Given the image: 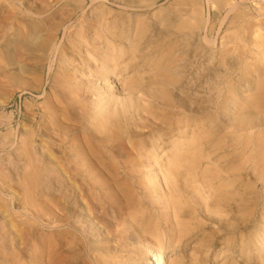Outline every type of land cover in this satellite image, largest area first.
<instances>
[{
  "label": "rangeland",
  "instance_id": "obj_1",
  "mask_svg": "<svg viewBox=\"0 0 264 264\" xmlns=\"http://www.w3.org/2000/svg\"><path fill=\"white\" fill-rule=\"evenodd\" d=\"M80 1L0 0V198L2 199L0 204L4 205H0V238H5L6 247L10 243V247L13 246L23 254L25 258L21 259L22 261L20 262L28 263L33 260L38 261L37 264L47 263L48 260L44 255L43 259H36L35 251L39 252L41 249L48 251L49 249L53 250L51 264H66L64 261L65 247H63L66 245V239L63 237V234L67 235L65 230L67 229L70 233L76 234L73 236L77 237V243L80 242V239L83 241L84 239L80 232L69 229L63 225V221L61 222V217H64L62 215L63 201H82L86 213L90 215L94 225L97 228L99 227L98 231L94 234L97 238L94 242L95 246L90 250L100 254L98 259L99 264H156L153 259L154 253L158 251L161 256L159 260L161 264H176V262L177 264H264V246H261L258 242V238H264V178L262 179L264 174L261 177L255 171L253 173V169L251 168L253 164L249 162L247 158L248 154L240 153V149L238 152V150H232V148H229V150L221 149L218 145L204 147L203 144L205 141H208V137L205 135L204 119H201L202 115H194L193 121L189 123L181 119H178L176 122L174 120L176 117L173 116L172 126L167 128V131H163L164 142L155 147L151 146V131H148V129L154 128V126L156 128L157 125L153 124V121L144 112V108L151 100L145 94L139 93L135 95V101H138L139 106L143 107L140 106V109L137 111L134 100L129 102V112L134 118H132L131 123H127L128 131L122 133L121 138L123 140L120 143L118 141L113 142L112 153L114 154L107 158L101 157L97 159V162L104 167L101 169L103 171L100 170L93 173L87 171L71 172V174L65 171L53 174L41 173V179L36 183L35 179L40 175L36 176L34 172L35 178L33 172L26 169L23 170L21 166L22 161H20L15 152L16 145L19 143L18 134L25 133L27 135L28 131L29 137L27 135L26 141L30 138L28 140L30 142L32 139L31 135L35 132L37 141L46 146L48 150L45 149L46 153L49 152L48 154L54 155V160L56 161L58 159H60L59 161L64 160L62 150L64 151L67 147V145H62L61 143L60 147H56L51 140H46L42 135H37L39 129H43L45 124H50L48 121L49 117L46 115L50 111L49 107L58 101V97L50 95L52 73H49L48 66L46 67L47 63L41 50L37 48L36 44L30 45L28 39H57V42L59 41L58 43L60 44L64 39H73V37L74 39H104L102 37V30L104 28L100 26L103 24V21L84 19L85 16L78 7L80 4H84L85 7L87 6L86 9H88L91 2L89 3V0ZM182 1L185 2L186 0ZM190 1H186V7L195 8L194 10L198 12L197 22L199 27L195 28V37L200 38V40L203 39L202 36L205 35L203 28L209 27L210 21L212 22V19H215L210 29H208L211 32L208 34V37L210 39L216 37V43H218L221 49L224 47V49L229 50V45L232 44V49L229 50L231 55H235L236 52L237 55L243 51V55L241 54L240 59L238 58L241 62L240 69L244 72L240 81L244 82L249 78L253 79L251 80V91L243 92L240 95L236 94L239 98V104L234 109V112H236L235 115H238L244 103L250 102L251 98L247 99V97H250L253 91L254 94L258 92L264 94V0H225L226 3L225 1L222 2V0H195L194 3L198 4L194 8H192L193 6L189 7V5L194 4L193 2L189 4ZM169 2L173 4L178 1L158 0L153 6L154 8L151 7L144 12L143 16L146 15L144 22L146 25H149V29L151 22H154L153 28L151 27L154 32L153 39L172 38L171 34L179 26L178 22L173 19V16L165 14L164 20L166 21L164 22L158 14L159 6L167 7L170 4ZM220 2L223 4L220 5L223 8L219 6ZM101 4L96 9L97 11L101 9L107 10V8L108 10L116 9L106 1H102ZM232 4L235 7L230 12ZM169 6L171 7V4ZM173 7H175V4H173ZM226 10H228L229 14ZM243 12L244 14L241 15ZM248 13H250V16L246 15ZM211 17L213 18L211 19ZM234 19L235 21L239 20L236 22L237 24L233 21ZM206 20L207 23L205 25ZM220 20L223 22L222 24ZM230 20H232L231 24L229 23V26L226 25ZM248 22L254 24L250 25ZM232 23L236 25L233 24L235 28L231 26ZM217 25L221 26L220 28L218 27L219 31L216 34L215 31L216 29L218 30L216 28ZM254 25L260 26L259 29L255 28ZM226 26L232 27L235 30V34L233 35L235 36V40L232 39L230 32L223 33L222 35L223 31L228 30ZM243 27L245 28L244 31H242ZM225 28L226 30H224ZM250 28L255 34H248L251 32ZM231 29L228 31L233 32V29ZM246 31L249 32L246 33ZM256 33L260 36V39ZM222 36H225V41H223ZM229 36H231L232 41H230ZM247 37L248 39H246ZM16 39L19 42L18 40L16 42ZM250 39H252V43L251 41L249 43ZM12 40L14 42H10ZM255 40L258 41H256V44ZM226 41L229 42V44L227 43L228 45H226ZM12 43L15 44L13 45ZM201 43L208 45L202 41ZM20 45L21 49H19ZM256 45L257 47L261 45L263 47L256 48ZM22 48H25V50H22ZM195 65L196 67H200L199 63ZM15 66L17 70H15ZM13 68L15 71H13ZM235 71L227 74V77H234ZM215 73H217V69L209 67L204 72L202 69L199 76H194L196 81H194L195 86L193 88L194 92H196V96L193 99L194 104L199 100L200 93L204 92L207 94L206 92L210 91L216 84L223 87V82L227 81V77L217 79ZM138 76L136 72L128 74L120 73L112 83H107L106 85V82L102 81V84H105L104 86L108 87V90L113 89L114 93L121 98V87L126 81L134 78L137 79ZM32 79L33 81H31ZM20 82L21 84H19ZM243 98L247 102H244ZM46 100L50 101V103ZM46 103L47 105H45ZM158 110L166 114L168 113L166 108L159 105ZM44 111L47 112L44 113ZM141 116L147 117L144 120V118L141 119ZM133 124L135 126L137 124L139 127L142 126L138 127L140 130L137 129L136 131L137 127ZM149 125L152 127L150 128ZM262 131L264 132V129ZM260 132H257V136L263 133L260 134ZM222 133H217V136H222ZM262 136L264 138V133L261 135L260 140H264ZM128 140H132L137 144V152L140 153L141 158L139 167L131 171L128 169L117 170L115 168L117 164H121L127 159L129 161L134 155L138 156L135 152H131ZM93 153L94 157H97V152L93 151ZM173 161L180 162L182 166L181 169L179 167L178 170L174 171L175 173L178 172V174L172 172V176L171 171H167L166 167ZM242 161L245 162V165H243ZM191 162L190 168L193 165L196 167L194 169H187L186 165H189ZM131 165L132 163L130 164L129 162L128 166ZM182 167L184 168L182 169ZM75 173L78 175H75ZM30 174L34 178V180L31 179V183H29L31 181L29 179L31 178ZM23 175L29 178L25 176V180L23 179ZM101 177H107L108 181L104 180V178L101 179ZM98 178L99 180H96ZM28 179L30 180L29 182ZM23 180H25V183ZM190 180L192 181V186L191 183H188L191 182ZM17 182H20V185H18L21 186L22 184L24 188L16 185ZM32 183L34 184L33 186H31ZM2 184L3 188L1 187ZM27 184L29 185L27 186ZM194 184H197L199 188H195ZM66 188L68 190L67 193L64 192ZM28 190L32 192L30 193ZM27 191L28 194H31V196L28 195V199L31 198L29 200H32L30 202L37 201V199L42 201L40 203L39 200L37 203L29 202V204V200L27 199L25 203ZM219 194H224V198L217 200ZM23 195L26 196L24 197ZM32 196L34 197L33 199ZM54 201H57L58 203H55L60 204L62 209L59 208L60 206L56 208L57 206ZM215 201H224L223 204L220 202L223 206H216L213 212L208 211L206 207L214 206ZM204 202L207 203L205 204ZM27 203L28 205L26 206ZM53 203L52 208L51 204ZM41 204L43 205L42 207L46 205L45 209L41 207ZM30 205H33L32 209L34 208L35 210H39V207L42 208L41 210L44 213L40 212V210L34 213L35 210L28 207ZM124 205L128 209L124 208ZM202 205L203 207H201ZM43 209L48 212L46 213ZM59 211H61V215L58 214ZM37 213H41V215L38 214V216L36 215ZM21 215L22 217H20ZM42 215H45V220ZM177 216L183 217L185 224L180 223L176 218ZM23 220H26L24 221L25 223L22 222ZM47 220L48 223H45ZM194 227L197 228L195 230L198 232L197 237L192 232H187V229L191 230ZM13 229H15V232ZM182 230L183 232L185 230L184 238L181 239L184 244L183 246H178V238ZM16 233H20V235ZM259 233L262 236L258 237ZM18 236L21 238L19 239ZM58 238L61 239L58 240ZM76 247L81 250L83 249V251L90 249L84 242ZM79 262V264H91V260L85 256Z\"/></svg>",
  "mask_w": 264,
  "mask_h": 264
},
{
  "label": "bare ground",
  "instance_id": "obj_2",
  "mask_svg": "<svg viewBox=\"0 0 264 264\" xmlns=\"http://www.w3.org/2000/svg\"><path fill=\"white\" fill-rule=\"evenodd\" d=\"M102 1H106L107 3L110 4V6L115 7L116 9L111 10L109 8L110 10H108L107 8V10L101 9L97 11L96 9H98L99 6L102 5L101 4ZM177 1L178 2L173 3L175 4V7H173V4L169 2L171 4V7L173 8L169 6L170 4H168L167 7H164L162 5L159 6L158 14L160 15V18L163 19L164 22L166 21L164 20L165 14L168 16L170 15L173 16V19L178 22L179 26L178 28L174 29L175 31L174 33L171 34L172 38L170 39H153L154 32L152 28H153L154 22L153 23L151 22L150 29H149V25H146L144 22V17H146V15L143 16L144 12H146L147 9L153 7L158 2V0H89V3L91 2V4L88 9H86L87 6L85 7L84 4L83 5L80 4L78 8L82 12V14L85 16L84 19L103 21V24L100 26L104 28L102 30L103 31L102 37L104 39H74V37L72 36L73 39H64L61 44L58 43L59 41L57 42V39H28L30 45L36 44L37 48L41 50L42 55L44 56V59L46 60V63H47L46 67L48 66L49 73H52V84L50 83L51 84L50 95L58 97L57 99L58 101H56L55 103L53 102L54 104L51 103L52 106L49 107L50 111H48V115H46L49 117L48 121L50 124L49 125L45 124L43 129L41 130L39 129V132L37 133V135H40V136L42 135V137H44L46 140L47 139L51 140L52 143H54L56 147H60L61 144L67 145L64 151L62 150V155L64 157V160L61 159L62 161H59L60 159H58L56 161L54 160L55 159L54 155H52L51 153L48 154L49 152L46 153L45 151V149L47 150L46 146L42 145V143H39V141H37L35 132H33V134L31 135L32 139L30 142L28 141L30 140V138L26 141L28 131H27V135L25 133L18 134L19 143L16 145V150H15L16 155L20 159V161H22L21 166L23 170L24 169L30 170L31 172H33L34 177H35V174L36 176L40 175V176H37V178L35 177L36 183L40 181L41 173L53 174V173H58L62 171L70 172V174L71 172H83V171L93 173V172H99L102 168H104L97 162V159L101 157L107 158L111 156L112 154H114L112 153L113 152L112 151L113 142L118 141L120 143L123 140L121 138L122 137L121 135L122 133H125L128 131L127 123L128 122L131 123L132 118H134L133 115L129 112V102L131 100H134L135 107H137V109L136 108L135 109L138 111L141 105L139 106L138 101L137 102L135 101L136 100L135 95L139 93L145 94L151 100L148 102V105L144 108V112H146L148 117H150V119L153 121L152 123L157 125L156 128L154 126L155 129L151 128L152 126L150 127V125L149 127L151 129L146 128L148 129V131H151V134H150V137H151L150 145L151 146L155 147L164 142L163 141V131L172 126L173 116L176 117L174 118L176 122L178 121V119H181L182 121L189 123L190 121L191 122L193 121L194 115L196 114L202 115L201 119H204L203 126H205V135L208 137V141H205L203 146L210 147L211 145L213 146L218 145L220 146L221 149L229 150V148H232V150H238V152L240 149V153L248 154L247 158L249 159V162L253 164V166H251V168L253 169L252 170L253 173L255 171L257 175L259 174V176L262 177V175L264 174V142H261V141H264V140L262 139L260 140V138H261V135L264 133L262 131L264 129V94H260L259 92L254 94V91H253V94L252 95L250 94V97H247V99L251 98L250 102H248L247 104L244 103V105L241 107L242 110H240L239 108L240 110L239 114L235 115L236 112H234V109L239 104L238 103L239 98L236 96V94L240 95L243 92H248L252 90V87L250 86H251V80L253 78H249L247 81H244V82L240 81L242 80L241 77L244 74V72L241 71L240 69L241 62L239 61L243 51H241V53H239L240 51L238 52L240 55L239 54L236 55L237 52L235 53V55H231L229 50L232 49V46H233L232 44L229 45V48H228L229 50L224 49V47L223 49H221V47L218 46V43H216L217 42L215 39L216 37L214 39H210L208 37V34L211 33L209 32L208 29H210V26L215 20V19H212L214 17L213 14H212L213 17H211L212 22L210 21V26L207 28L206 27L203 28L205 31V35L202 36L203 39L200 40V38L198 39V37H195V28H198L199 26L197 22L198 12L194 10L195 9L194 6L197 5L198 3L197 4L194 3L195 0L193 1L189 0L190 1L189 4H191V2L194 3L191 6L189 5V7L193 6L192 8H194V9H191V8L186 7L187 0L185 2L182 0L181 1L177 0ZM223 1L225 0H222V2ZM79 2L81 1L79 0ZM220 3H219V6L223 5L222 3L221 4ZM67 7H70V6H67ZM234 7L235 5L232 4L229 11L231 12V10H233ZM226 12H228V10H226ZM243 14L244 12L241 15ZM249 14L250 13L246 15H249ZM224 18L223 20H225ZM206 19H207V16H206ZM231 21L232 20H230L228 24L226 25L229 26L231 24ZM233 21H235V19ZM238 21H235V23ZM79 22L81 21L79 20ZM220 22L221 24L223 23L221 20ZM206 23H207V20L205 22V25ZM233 24L234 23H232L231 26H233ZM249 24L251 25L254 23L250 22ZM220 26L217 25L216 28L218 27L220 28ZM235 26L233 27L235 28ZM262 26H263V23H262ZM244 27L242 31H244L245 29ZM256 27L257 29H259L260 26L259 27L255 26V28ZM219 28L218 30L216 29L215 31L216 34L219 31ZM231 28L228 27L227 29L230 30ZM224 30H226V28ZM228 30L223 31L222 35L223 33L230 32L232 39H234L235 36L233 35L235 34L234 33L235 30L233 29L232 30L233 32L228 31ZM250 31L251 32L246 31V33L249 32L248 34H251V35H253L252 33L255 34V32H252L253 31L252 29ZM242 33L246 34L244 32ZM258 34H259V31H258ZM258 34L256 33L257 36ZM231 36H229V38ZM255 36L253 37L255 38ZM224 37L225 36H222L223 41H225ZM258 37L260 39V36ZM232 39L230 41H232ZM246 39H248V37ZM8 40H11V39H8ZM17 40L18 39H16V42ZM251 40L252 39L249 40V43ZM257 40H255V44ZM201 41L205 42L209 46L202 44ZM10 42H14V41L12 40ZM238 42H239V39H238ZM227 43L229 44V42L226 41V45H228ZM237 44L236 46H238ZM25 46H27V44ZM261 46H258V47L261 48ZM20 47L21 45L19 46V49H21ZM258 47L256 45V48ZM9 49L12 50L10 47ZM23 49L25 50V48H22V50ZM196 63H199L200 67H196L195 65ZM251 64H252V60H251ZM209 67H212V68L215 67L217 69V73H215L217 79L218 78L223 79L224 77H227V74L233 73V71L235 70H236L235 71L236 73L234 77L233 76H231V78L227 77V81L223 82L224 83L223 87H220L219 85L216 84L215 87H212L210 91L206 92L207 94H205L204 92L200 93L199 100H197L196 104H194L193 99L196 96V92H194V89H193L195 86L194 76L196 75L199 76L202 69L204 72V70H207ZM15 70H17L16 66H15ZM15 70L13 68V71ZM130 72H136L138 73L139 76L137 77V79L134 78V79H131L125 82V84L121 87V90H122L121 98L118 97V95L114 93L113 89H109L110 90L109 91L108 87L104 86L105 84H102V81L106 82V85L107 83H112V81H114L120 73L128 74ZM31 81H33V79ZM21 82L19 84H21ZM108 85H111V84H108ZM42 94L44 93L42 92ZM243 101L247 102L244 100V98H243ZM48 103H50V101H48ZM45 105H47V103ZM158 105L166 108L168 113L166 114L164 112H160L158 110ZM210 111L214 112V114H212V112ZM46 112L47 111H44V113ZM137 116L140 117V115L138 114ZM146 117L141 116V119L144 118L145 120ZM151 120H148V121H151ZM135 127H137L136 128V131H137L139 126L136 124ZM254 130H257V131H254ZM260 131H262L263 133ZM221 132H223L221 134L222 136H217L218 135L217 133L220 134ZM257 132H260V134L261 133L262 134L260 136H257L258 135ZM239 133L241 134V136ZM128 143L130 145L131 152L132 151L135 152L136 155H138L139 157L134 155L132 159H130L129 161L127 159L123 161L121 164H117L115 166L117 170H120V169L127 170L128 169L129 171H131L139 167V162L141 158H140V153L137 152L138 151L137 144L134 143L132 140H128ZM25 147H26V150H25ZM55 149L57 150V148ZM93 151L97 152L96 154L97 157H94ZM124 152H125V149H124ZM185 160L187 161V159ZM244 160L246 161V159ZM129 162L130 164L132 163L131 166H128ZM179 163L176 161L169 163L166 167V170L171 171L170 172L171 174L172 172L174 174H178V172L175 173L174 171L178 170L179 167L181 169L182 165L181 163L180 164ZM244 163L245 162H243V165H245ZM191 164L192 162L189 165H186V168L189 169L191 167ZM184 167H182V169ZM195 167L196 166L193 165L192 168L190 169H194ZM26 175H23L24 177L23 179H25ZM75 175H78V174L75 173ZM31 176L32 174H30V177ZM26 178H29V177L26 176ZM102 178L104 177H101V179ZM263 178L264 177H262V179ZM29 179L34 180L33 177ZM29 179H28V182L30 181ZM107 179H108L107 177L104 178V180L108 181ZM25 180H23L24 183H25ZM96 180H99V178ZM31 182L32 180L29 183ZM188 183H191V186H192V181ZM18 184L20 185V182L16 183V185ZM28 185L29 184H27V186ZM33 185L34 184L32 183L31 186ZM194 185H195L194 187L196 188L197 184H194ZM22 186L23 185L21 184V186L19 187H22ZM63 186L66 187L64 184ZM1 187L3 188V184L1 185ZM198 188L199 187H197V189ZM28 191L26 192L27 196L23 195L24 197L26 196L25 203L27 202V199L29 197L28 195L31 196V194H28ZM67 191L68 190L66 188L64 192L67 193ZM223 195L224 194H219L218 197L216 196L217 200H221L222 198H224ZM33 196H32V199L34 198ZM206 198L208 199V197ZM38 200L39 199L33 202L37 203ZM202 200L204 201L203 198ZM30 201L32 200H29L28 203ZM41 201L39 200V203ZM0 202H2L1 198H0ZM33 202H30V203H33ZM55 202L57 201H54V203ZM63 202H64L63 204L64 206H63L62 215L64 217L63 218L61 217V219L60 218L59 219L61 220V222L63 221V225L67 226L69 229H73L75 231L80 232L84 239V241L80 239V242L77 243L76 242L77 237L73 236L76 234L70 233L67 229L65 230V233L67 235L63 234V237L66 239V242H65L66 245L63 246L65 247L64 261L66 262V264H79L80 259H82V257L85 256L89 258V260H91V264H99L98 259H99L100 254L94 253V251H90L95 246L94 242L96 241L97 238L94 234L98 231L99 227L97 228L94 225V222L91 219L90 215L86 213L85 208H84L85 206L82 203V201H63ZM220 202H222V204L224 203V201H220ZM220 202L215 201L214 206L206 207L207 210L210 212H213V209L216 206H220V207L223 206L222 204H220ZM28 203L26 204V206L28 205ZM54 203L51 204L52 208H53ZM57 203H55L57 206V207L55 206L56 208L60 206V204L58 205ZM42 204H41V207L43 206ZM0 205H3V204H0ZM49 205L47 206L49 207ZM125 205H124V208H126ZM32 206L30 205L28 207L32 209ZM45 207L46 205H44V207L42 208L45 209ZM201 207H203V205ZM42 208L40 207L38 208L40 212L42 211L41 210ZM59 208L62 209L61 206ZM39 210H35L34 213H36V211H39ZM47 210L49 211V209ZM47 210H44V211L47 213L48 212ZM60 212L61 211H59L58 214H60ZM42 213L44 212L42 211ZM38 214L41 215V213H37L36 215ZM51 214L53 215V213ZM3 216L5 215L3 214ZM42 216H43V219L45 220V217H44L45 215H42ZM20 217H22V215ZM176 218L180 223L185 224V220L183 217L177 216ZM24 221L26 220H23L22 222ZM45 223H48V220ZM187 224L190 225L189 223ZM11 227H12V224H11ZM108 229L110 230V228ZM195 230H197L196 227H194L191 230L187 229V232H192L194 236L197 237L198 232ZM13 231L15 232V229H13ZM184 232L182 230V232L179 234L178 246H183L184 244L183 240H181L182 238H184V235H185ZM16 234L20 235V233H16ZM26 235H25V238H26ZM257 236L258 237L262 236V234L259 233ZM20 238L21 237H19V239ZM60 239L61 238H58V240ZM262 239L258 238V242L261 244V246H264V238ZM82 242H84L87 246H89L90 249L83 251V249L81 250L80 248L76 247ZM50 248H51V245H50ZM52 251L53 250H49V249L48 251L42 250V249L39 252L35 251L36 259L41 260V258L44 255V257L48 261L47 263H41V264H51L53 260ZM23 258L25 257L19 250L15 249L13 246L10 247V243H9V246L6 247L5 238L1 239L0 264H37L38 262V261H33L31 259H29L31 261H29L28 263L20 262L22 261L21 259ZM160 259H161V256L159 254V251L155 252L154 259H153L154 262L156 264H161V262L159 261Z\"/></svg>",
  "mask_w": 264,
  "mask_h": 264
}]
</instances>
